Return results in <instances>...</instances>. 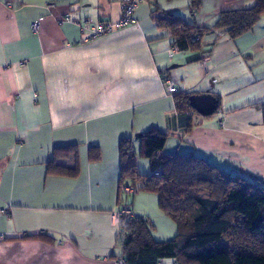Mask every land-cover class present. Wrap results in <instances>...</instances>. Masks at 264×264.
Wrapping results in <instances>:
<instances>
[{
    "label": "crops",
    "instance_id": "obj_1",
    "mask_svg": "<svg viewBox=\"0 0 264 264\" xmlns=\"http://www.w3.org/2000/svg\"><path fill=\"white\" fill-rule=\"evenodd\" d=\"M201 1L191 13V0H148L136 25L92 39L97 24L122 19V0H0V264H118L119 144L132 139L144 158L141 139L151 129L169 135L164 155L201 158L264 186V18L236 41L216 32L200 51L171 55V32L153 22L156 10L211 28L221 13L255 5ZM168 80L180 94L213 96L218 111L178 113ZM69 146L78 158L56 166L79 162V176L49 175L54 150ZM90 149H99L98 162ZM139 193L130 199L134 216L171 226L158 196Z\"/></svg>",
    "mask_w": 264,
    "mask_h": 264
},
{
    "label": "trees",
    "instance_id": "obj_2",
    "mask_svg": "<svg viewBox=\"0 0 264 264\" xmlns=\"http://www.w3.org/2000/svg\"><path fill=\"white\" fill-rule=\"evenodd\" d=\"M201 0H191L190 12L196 13ZM152 20L160 29L170 31L173 44L180 51L198 52L203 39L216 32H224L236 41L250 33L264 18V0H255L248 10L220 14L211 28H199L173 16H156ZM190 94L177 93L173 99L178 113L192 112ZM264 112V104L261 105ZM195 113V112H194ZM191 126L188 128L190 131ZM169 135L158 129L143 134L141 143L144 157L149 162L150 175L138 173V156L132 139L119 144L120 186L134 180L140 192L158 196L160 211L177 226V235L170 241L153 239L150 222L139 217L121 219L117 246L126 264H216L215 257H223L226 264H264V186L251 182L209 164L197 157L164 155ZM76 155L77 146L57 148L47 173L75 178L80 174L79 162L74 170L56 166V160ZM90 162L100 160L99 149H90ZM78 161V160H77ZM160 171V175L155 174ZM216 237L200 246L199 238ZM24 240L45 236H25ZM205 254L202 261L198 255Z\"/></svg>",
    "mask_w": 264,
    "mask_h": 264
},
{
    "label": "built area",
    "instance_id": "obj_3",
    "mask_svg": "<svg viewBox=\"0 0 264 264\" xmlns=\"http://www.w3.org/2000/svg\"><path fill=\"white\" fill-rule=\"evenodd\" d=\"M146 1L148 0H122V12H123L122 19L118 23L105 22V23L97 24L94 28H92V35L90 38L96 39L101 36L112 33L116 30H120L126 26L136 25L137 21L135 19V12L139 7V5ZM52 6L53 5L49 4V7ZM39 25L40 22L34 24L33 26L34 32H38ZM87 25L88 23H83L80 25V27L82 30H86ZM179 51H180L179 47L173 45L170 49V54L174 55L177 54ZM165 85L169 96H175L178 93V90L172 81L170 80L166 81ZM221 125L223 126V123ZM155 175L159 176L160 171H158ZM119 191H120L121 199L123 200V204L121 205L119 212L115 214V217L117 221L120 223L121 219L130 220L135 217L131 207L130 199L135 197L139 193V187L134 180L128 178L120 186ZM9 213H10L9 210L2 211V214L6 216H8ZM118 264H126V262L124 259H121L118 261Z\"/></svg>",
    "mask_w": 264,
    "mask_h": 264
},
{
    "label": "rangeland",
    "instance_id": "obj_4",
    "mask_svg": "<svg viewBox=\"0 0 264 264\" xmlns=\"http://www.w3.org/2000/svg\"><path fill=\"white\" fill-rule=\"evenodd\" d=\"M137 151H138V154H139V150H137ZM138 162H139V166H138L139 172L142 175H144V176H149L150 175V168H149V166L147 167V165H146L147 164V160L145 159V157L142 158L141 156H138ZM139 194H141V195L143 194L144 196H147L148 193L140 192ZM132 200H131V202H132ZM151 210H153V209L151 208ZM165 220H167V222H169V224H171V226H172V224H174L169 218H166ZM153 221H154L153 224L150 225L151 226L150 227V230H151L150 232H151V235H152V237H153V239L155 241H157V242L167 241V240H172L173 238L176 237L177 234L174 237L172 236L173 235L172 234L173 232H172V227L170 225H166V224L163 223V221L158 220V219L157 220L155 219ZM175 227H176V232L178 233L177 226L175 225ZM212 238H214V237L211 236V237H207V238H200V239H198L196 241V244L202 246L207 241L212 240ZM199 258L201 260H204L205 259V254H201L199 256ZM214 262L217 263V264H219V263L226 264L227 263V260L224 259V258H221V257H217L214 260Z\"/></svg>",
    "mask_w": 264,
    "mask_h": 264
},
{
    "label": "water",
    "instance_id": "obj_5",
    "mask_svg": "<svg viewBox=\"0 0 264 264\" xmlns=\"http://www.w3.org/2000/svg\"><path fill=\"white\" fill-rule=\"evenodd\" d=\"M190 106L196 113L204 117L213 116L218 111V102L210 95L191 97Z\"/></svg>",
    "mask_w": 264,
    "mask_h": 264
}]
</instances>
